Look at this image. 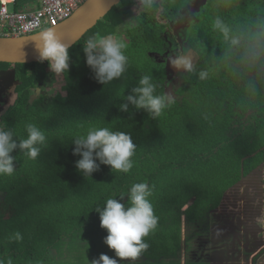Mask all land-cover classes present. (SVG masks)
<instances>
[{"label": "trees", "instance_id": "1", "mask_svg": "<svg viewBox=\"0 0 264 264\" xmlns=\"http://www.w3.org/2000/svg\"><path fill=\"white\" fill-rule=\"evenodd\" d=\"M189 5L198 12L180 40L174 23ZM103 22L69 49L65 95L47 94L49 81L56 82L47 61L0 63V71L13 72L17 96L0 122L20 138L29 123L46 136L36 159L16 151L14 174L0 176V206L8 209L0 212V264H91L102 253L114 257L95 209L136 183L149 186L158 223L134 264H183L184 239L185 264H207L191 257L194 237L183 236V219L198 230L195 237L206 235L224 194L264 165V0H126ZM93 36L125 41L127 71L108 85L86 64L83 46ZM184 48L196 56L193 70L179 69L180 82L168 93L174 79L168 59ZM142 75L152 77L156 95L172 98L155 119L131 105L129 112L118 107ZM101 127L131 135L137 147L128 173L106 165L90 177L77 171L73 140Z\"/></svg>", "mask_w": 264, "mask_h": 264}, {"label": "clouds", "instance_id": "2", "mask_svg": "<svg viewBox=\"0 0 264 264\" xmlns=\"http://www.w3.org/2000/svg\"><path fill=\"white\" fill-rule=\"evenodd\" d=\"M217 26L220 22L217 21ZM226 31V29L224 30ZM32 40L39 53V61H47L50 70L62 76L69 70V48L57 37L51 28L38 32ZM126 45L113 36L89 37L83 46L87 66L94 73L96 81L108 85L120 79L127 71L128 58L124 54ZM176 69L193 70L190 58L177 57L171 61ZM206 72L200 73L205 79ZM156 85L150 75H142L136 86L123 98L118 107L121 112H129L131 105L136 110H144L151 118L159 117L172 102L170 96L156 95ZM26 136L17 137L13 127L0 122V176H11L16 169L14 152L23 153L29 159H36L41 146L46 143L44 132L34 124L25 126ZM72 154L79 156L75 162L78 172L90 177L101 165L109 166L112 172L128 173L133 167L132 157L136 144L129 133L112 131L107 127L88 131L86 136L73 140ZM98 161V162H97ZM151 190L145 183H136L119 198H109L103 208H96L100 227L106 230L104 244L114 252V257L100 254L91 264H120V261L134 262L148 248L145 238L154 230L158 218L149 200ZM125 196L127 202L122 203Z\"/></svg>", "mask_w": 264, "mask_h": 264}, {"label": "flooded vegetation", "instance_id": "3", "mask_svg": "<svg viewBox=\"0 0 264 264\" xmlns=\"http://www.w3.org/2000/svg\"><path fill=\"white\" fill-rule=\"evenodd\" d=\"M198 1H200V4L202 5V2L204 0H198ZM193 7H195V9L192 11ZM193 7L189 5V9L186 11V14H185L186 17L184 19H181L179 22L177 20V22L174 23V24H177L175 26V30L180 40H183V37L185 39V36H186L185 33L187 32L186 29L189 27L190 23L196 19L195 14L196 12H198L197 11L198 6L194 5ZM182 26H185V28H183ZM184 46L186 48V43L184 44ZM185 48L183 50L184 53H181L179 57L187 56L188 58H190V60H195L196 56H194V54L191 55L189 52H186ZM173 57L175 56H172V58ZM168 66H169V70H171L172 64H169V61H168ZM7 70L5 69V70L0 71V117L1 118L3 117L4 113H6V111L14 104V101L11 102V99L16 94L15 88H13V86L10 85V83L12 82L11 79H10V82L7 83L6 79L8 75H3V74H8V73L11 74L12 71L8 72L9 70L8 71ZM175 73L176 71L174 72V74H170L169 79L174 78ZM3 77H5L6 79H3ZM5 106H8L7 110L2 111V109ZM254 200L255 201L259 200V203L261 204V207H262V202H261V199L258 197V192ZM228 203H230L231 205L232 202L228 200ZM212 214H215V213H212ZM210 219H211V216L209 217V221ZM249 220L250 222L245 221L244 223L243 222L242 223L243 225L245 224L248 226V228L251 229V231L253 232L255 236V240H257V243H254L255 246L253 248L249 249L250 241L241 242L240 240L241 229L238 228L236 224L232 225V227H230L229 230L227 231V234H230V238H232L231 240L227 241V240L220 239V237L224 239L225 236H223L222 234H219V228H216L217 226L215 227L214 223H212V225H214L213 227L210 225L211 222H209L208 231H207L206 226H204V230L207 232L206 237L207 235L211 234V237H210L211 241L209 242L210 247H207L206 249V244L204 243L206 240L204 236L200 235V236L195 237V232H198V230L194 229L190 231L189 234L187 235V236L192 235L194 237L193 242H192L193 246H192V249L190 250V255H195L196 261L205 260L207 264H236L238 261L240 262V264H244V263L264 264V214H263V220H262L263 228L261 227V225L258 226L257 224H255L252 218H250ZM206 224H208V222ZM212 244H214L213 248L211 247ZM183 247L184 248L182 251L185 255V250L187 249L185 245V239L183 240ZM205 252L209 254L208 258L205 257L204 255Z\"/></svg>", "mask_w": 264, "mask_h": 264}, {"label": "water", "instance_id": "4", "mask_svg": "<svg viewBox=\"0 0 264 264\" xmlns=\"http://www.w3.org/2000/svg\"><path fill=\"white\" fill-rule=\"evenodd\" d=\"M121 1L122 0H87V2H85V4H83L71 18L63 22L58 27L51 29L55 31L57 37L61 40V42L67 45L69 49H71L90 30H92L102 20V18L105 17L116 5L120 4ZM182 27L185 28V26ZM35 35L19 38H0V63L12 65L39 63V53L36 50L34 41L32 40ZM171 67V70H169L168 72L169 75L174 74V72L177 70L173 66ZM3 75H8L7 79L5 77H3V79H6L7 83H9L11 79L12 82L10 83V85L15 88L16 82L14 80L13 72L11 74L8 73ZM255 178L259 179L260 182L263 181L262 190H257L253 194V196L249 194L248 200H252L253 197L255 198L258 192V197L261 199L262 202V208H264V165L257 167L255 170L251 171L247 176H243L236 185L231 187L224 194L223 200H230L232 203H234L233 205L236 206L235 201L238 200L240 197L234 196L233 198H231L233 196L231 191H233L235 188L239 187L241 184L244 183L248 184L247 190L253 189V187H251L250 185L253 181H255ZM255 182L257 184L259 183L258 180ZM228 193L230 198H228ZM243 198L246 197L243 196ZM215 212H218V208L215 210ZM245 220L243 219V223L245 222ZM238 222L239 220L236 223ZM233 225L235 224L233 223Z\"/></svg>", "mask_w": 264, "mask_h": 264}, {"label": "rangeland", "instance_id": "5", "mask_svg": "<svg viewBox=\"0 0 264 264\" xmlns=\"http://www.w3.org/2000/svg\"><path fill=\"white\" fill-rule=\"evenodd\" d=\"M24 2H28V0H19V3H17L18 7H20ZM125 3H126V0L124 2L122 0L120 4L116 5L105 17L102 18V20L100 21L101 24H106L103 21L112 12H114V13L116 12V14L118 12H120L121 11V7ZM10 9L12 10L11 7H10ZM137 9H138L137 6H135L133 8L134 16L132 17V19L129 20V22H128L129 24H132L133 25V24L136 23L135 22V17L138 14V10ZM194 9H195V7L192 8V11ZM159 20L160 21H164L165 20L164 16L163 15H160L159 16ZM118 40H121V41H123L125 43V41L121 37ZM182 53H184V52L182 51ZM172 60H173L172 57H170L168 59L169 64H171V61ZM178 71L179 70H176V73L174 75V79H175L176 76H178V79H177L178 81H174V79H173L174 82L172 81L171 84H168L167 85V92L168 93L169 92L172 93L173 90L175 89L176 85L178 84V82H180V79H179V76L180 75H177ZM51 82L52 81H49L50 85L47 88V94L48 95L51 94V97H52V96L57 95L58 93H62L64 95L66 94L65 91L63 90L64 89V86H66V77H65V75H62V76H57L56 75V82L54 84L53 83L51 84ZM16 97L17 96L15 94L14 97L11 99V102H13L16 99ZM7 108H8V106H5L2 109V111H6ZM0 120H1V117H0ZM256 177H258V176H256ZM257 180L259 181L258 184L255 182ZM255 181H253L252 184L250 185L251 187H253V189H249L250 192H249V190H247L248 184H246V183L241 184L239 187H237L233 191H231L232 194H233V196L231 198H233L234 196L240 197L238 200L235 201L236 202V206L233 205L234 203H231V205H230V203H228L227 200H223L221 206L218 208V212H215L214 211L213 213H215V214H212L211 215V219L209 221V222H211L210 223L211 226L214 227V225H215V227L217 226L216 228H219V234H222L223 236H225L224 239H222L219 236L220 239L221 240H227V241H229V240L232 239V238H230V234H227V231L229 230L230 227H232L233 223L236 224V226L241 229V234H240V240H241V242H243V241H250L249 249H251V248H253L255 246L254 243H257V240H255V236H254L253 232L251 231V229L248 228L247 225H245V224L243 225V223H242L243 222V219L244 220L246 219L245 221L250 222L249 219L252 218L255 224H257L258 226L261 225V227H262V225H263V221L262 220H263V214H264V209L261 207V204L259 203V200L258 201H255L254 200V197H253L252 200L251 199L248 200L249 194L251 196H253V194L257 190L258 191H261L262 190V185H263L262 183H263V181L260 182V180L257 179V178H255ZM229 193H228V198H230ZM243 196L246 197V198H243ZM248 201H249V203H248ZM4 206H0V212L1 211L4 212V213L7 212L8 209L6 210V208ZM220 215H222L224 218L222 216H220ZM238 220H239V222H238V225H237L236 222ZM183 221H184V223H183V231H182V233H183V236L185 237L193 229L190 226L185 225V219H183ZM212 223H214V225H212ZM225 231H226V233H225ZM203 236H204V238L206 240L204 243L206 244V249H207V247H210L209 242L211 241L210 240L211 239L210 238L211 237V234L207 235V237H206V235H203ZM213 246H214V244L211 245L212 248H213ZM204 255H205L206 258H208V256H209V254H207L206 252L204 253ZM182 257H183L182 258V262L184 264V262H185V255H184V253H183V256ZM191 257L193 259H195V255H191ZM201 262L206 263L205 260L204 261H201ZM236 264H240V262L238 261ZM244 264H248V263H244Z\"/></svg>", "mask_w": 264, "mask_h": 264}, {"label": "built area", "instance_id": "6", "mask_svg": "<svg viewBox=\"0 0 264 264\" xmlns=\"http://www.w3.org/2000/svg\"><path fill=\"white\" fill-rule=\"evenodd\" d=\"M87 0H0V38H19L56 28L71 18ZM12 8V10L10 9Z\"/></svg>", "mask_w": 264, "mask_h": 264}, {"label": "crops", "instance_id": "7", "mask_svg": "<svg viewBox=\"0 0 264 264\" xmlns=\"http://www.w3.org/2000/svg\"><path fill=\"white\" fill-rule=\"evenodd\" d=\"M21 6H22V5H21ZM21 6H20V7H21ZM20 7H18V5L16 6V8H18V9H20ZM22 7H23V6H22ZM22 7H21V8H22Z\"/></svg>", "mask_w": 264, "mask_h": 264}]
</instances>
